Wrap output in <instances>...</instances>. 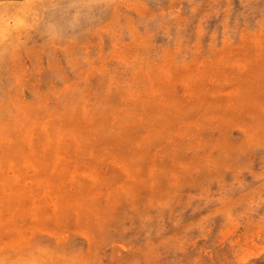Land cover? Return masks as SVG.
Masks as SVG:
<instances>
[{
  "label": "rangeland",
  "instance_id": "374dc122",
  "mask_svg": "<svg viewBox=\"0 0 264 264\" xmlns=\"http://www.w3.org/2000/svg\"><path fill=\"white\" fill-rule=\"evenodd\" d=\"M6 20L0 264H264V0Z\"/></svg>",
  "mask_w": 264,
  "mask_h": 264
},
{
  "label": "clouds",
  "instance_id": "9594fccd",
  "mask_svg": "<svg viewBox=\"0 0 264 264\" xmlns=\"http://www.w3.org/2000/svg\"><path fill=\"white\" fill-rule=\"evenodd\" d=\"M18 22L19 21H14V20L0 21V32H2L6 28L12 27L15 23Z\"/></svg>",
  "mask_w": 264,
  "mask_h": 264
},
{
  "label": "bare ground",
  "instance_id": "6f19581e",
  "mask_svg": "<svg viewBox=\"0 0 264 264\" xmlns=\"http://www.w3.org/2000/svg\"><path fill=\"white\" fill-rule=\"evenodd\" d=\"M33 260V259H32Z\"/></svg>",
  "mask_w": 264,
  "mask_h": 264
}]
</instances>
